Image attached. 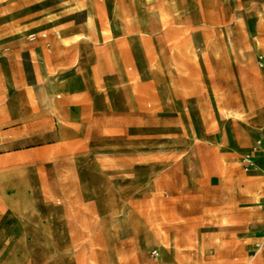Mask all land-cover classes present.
Returning a JSON list of instances; mask_svg holds the SVG:
<instances>
[{
    "label": "rangeland",
    "instance_id": "obj_1",
    "mask_svg": "<svg viewBox=\"0 0 264 264\" xmlns=\"http://www.w3.org/2000/svg\"><path fill=\"white\" fill-rule=\"evenodd\" d=\"M172 1L0 0V264H264V0Z\"/></svg>",
    "mask_w": 264,
    "mask_h": 264
},
{
    "label": "crops",
    "instance_id": "obj_2",
    "mask_svg": "<svg viewBox=\"0 0 264 264\" xmlns=\"http://www.w3.org/2000/svg\"><path fill=\"white\" fill-rule=\"evenodd\" d=\"M79 2H81V1H79ZM159 9L163 13L165 12L164 10L169 11V7H168L167 3H161L159 5ZM79 10H82V9H79ZM239 17H241V16H239ZM208 18L212 19V15L210 12L208 14ZM87 19H88V15H87ZM111 21H112V27L115 28L114 21L113 20H111ZM55 32H56L57 36L59 33H62L64 35V33H63L64 29L62 26H56ZM193 36H194V34H193ZM66 45H69V44H66ZM110 50H114L115 59L117 60V58H118L117 50L114 47H112ZM91 52H93V51L90 48H87V53H91ZM38 77H39V83L37 84V86H35L31 89L30 93H31V96L34 97V99L36 101H38L41 105H43L46 110H49V108H51L56 103L55 97L56 96L60 97V94H58L57 91L58 90H65L67 88V86H65V84L63 82H57L56 79L46 78V76L43 75L41 70L38 72ZM235 113H233V114H235ZM9 119L10 118H7V121ZM243 125H244V123H243ZM63 133H64L63 125L60 122V134L63 136ZM21 170H23V169H21Z\"/></svg>",
    "mask_w": 264,
    "mask_h": 264
},
{
    "label": "bare ground",
    "instance_id": "obj_3",
    "mask_svg": "<svg viewBox=\"0 0 264 264\" xmlns=\"http://www.w3.org/2000/svg\"><path fill=\"white\" fill-rule=\"evenodd\" d=\"M172 7L174 8V10L176 12H179L180 11V7H179V0H173L172 1ZM205 9V8H204ZM206 10V9H205ZM60 39H62L64 41V43H68L69 41L65 38H63L60 33L58 34ZM78 39V38H76ZM189 46L190 48H192V44H191V40L189 41ZM235 113V112H234ZM236 115H238L241 119L245 120L246 119V114L245 113H235ZM261 143L264 147V139L261 140ZM264 150V149H263ZM256 198L260 201L261 200V196H259V193L257 194ZM162 233V232H161ZM164 234V233H163ZM166 234V233H165ZM167 237V236H166ZM162 241H163V244L167 246V240L165 239V235H162L161 237ZM259 242V241H257ZM263 243V242H262ZM258 247L261 246V243H258L257 245Z\"/></svg>",
    "mask_w": 264,
    "mask_h": 264
},
{
    "label": "built area",
    "instance_id": "obj_4",
    "mask_svg": "<svg viewBox=\"0 0 264 264\" xmlns=\"http://www.w3.org/2000/svg\"><path fill=\"white\" fill-rule=\"evenodd\" d=\"M247 160V159H246ZM249 161V160H248Z\"/></svg>",
    "mask_w": 264,
    "mask_h": 264
}]
</instances>
